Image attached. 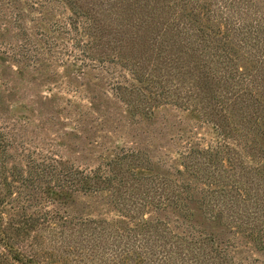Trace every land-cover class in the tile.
I'll list each match as a JSON object with an SVG mask.
<instances>
[{
	"label": "trees",
	"instance_id": "trees-1",
	"mask_svg": "<svg viewBox=\"0 0 264 264\" xmlns=\"http://www.w3.org/2000/svg\"><path fill=\"white\" fill-rule=\"evenodd\" d=\"M0 15L9 25L3 33L17 31L20 39L0 33V66L13 62L18 73L32 71L65 90L63 107L77 113L76 123L126 129L170 107L202 118L215 137L205 149H180L169 163L153 161L122 135L101 144L103 163L80 168L52 142L27 148L16 130L32 124L26 115L9 132L0 125L5 260L47 264L59 254L74 264H264V148L257 139H264V0H1ZM122 34L146 36L155 57H126ZM8 87L0 81V109L3 91L14 93ZM103 101L115 120L101 112ZM210 115L218 121H207ZM18 148L24 162L8 168ZM193 201L235 238L224 242L214 226L194 225ZM107 207L116 219L92 216ZM243 246L263 258L248 262Z\"/></svg>",
	"mask_w": 264,
	"mask_h": 264
},
{
	"label": "rangeland",
	"instance_id": "rangeland-1",
	"mask_svg": "<svg viewBox=\"0 0 264 264\" xmlns=\"http://www.w3.org/2000/svg\"><path fill=\"white\" fill-rule=\"evenodd\" d=\"M2 10L3 12H8L7 8H2ZM26 21L29 22L30 26L33 25L29 18H26ZM6 28H9V25L6 24V21L3 20V17L0 15V33H3ZM132 33L136 34L135 31H132ZM3 34H5V41H10L11 38L13 39V43L20 41L18 37L16 40L13 37L18 34L17 31ZM123 35L124 34L120 37L123 41L122 44L125 50L124 55L126 57H129V59H137L142 53H145L147 57L151 55L155 57V52H152V47H147L149 43L146 42L148 41L146 36L137 34L140 37L133 36L132 38H126V36H124L126 38L124 39ZM1 40L3 39L0 37V41ZM196 55L198 54L196 53ZM185 58L189 59L187 56ZM192 62L193 63L190 64L191 68L196 64L194 61ZM17 70L18 66L13 62H8L0 66V81L9 82L8 89L14 92L10 96L7 91H3L6 96V104L0 109V125L4 127L3 124H8V128L2 129V132H9L10 129L13 130L12 126L14 124L17 125L18 122L16 120L26 115L27 118L32 120V124L26 127L17 125L18 129L16 130L23 134V139L26 142L27 148H31V145H40L42 140L43 142H52L56 144V150L61 153L63 159L70 164H74L76 167L95 168L103 163V160L99 157L101 155L100 147L106 144V141L108 142L111 138L122 135L128 141L125 143L132 148H134L135 145L131 144V142L134 140L137 141L140 145L138 148L150 155L153 161L167 160L169 163L172 160L175 161L178 159L177 153L180 149L187 151L196 149L202 150L211 145L210 143L215 139L211 125L203 124L202 118H200L201 120H199V122L194 116H188L190 111L175 110L170 107L163 108L155 119L149 122L145 121V123L135 125L131 128L126 127V129L119 128L120 124L102 128L100 121L76 123L74 119L79 117L76 115L77 113L72 112V109L69 107V111H67L66 107H63L66 105L65 101L68 97L65 90L62 91L56 88V84L54 85L52 82L36 75L32 71L27 70L18 73L19 71ZM194 74L196 75V73ZM190 77L193 76L189 75L188 78ZM1 89L4 90V87L1 86ZM53 93H63L65 97L64 100L54 101L52 98L51 100L45 99V97L48 98ZM201 96L200 94V97ZM103 103L105 108H103L101 112H106V115L115 120L114 111L111 110L113 107L108 106L107 102L103 101ZM97 117L99 116L94 115V118ZM210 117V120L207 121H212V123L218 121L217 116L214 117L210 115ZM115 127H117L116 130H114ZM19 129H21V131ZM257 139H259V143H261V146L264 148V139H261V137ZM19 142L20 140L18 139L17 143ZM252 146L253 144H249V147ZM15 150H11L9 153L8 168L12 165L24 162L20 158L21 149L18 148V150ZM107 156L106 154L104 157ZM200 157H202V155ZM77 207L81 211L85 209L82 204H79ZM191 207L195 215L192 221L194 225L206 229L207 231H211L210 227L214 226L212 230L220 233V238L224 242L228 241V239L233 240L235 238L227 229L211 224L212 221H208L205 217L206 215L201 212L202 207L198 201H193ZM92 216H101L107 220L116 219V214L108 207L107 210H104V208L97 210L95 208ZM47 246L48 245L44 244V248H47ZM0 254V264H17L9 259L5 260V253L1 248ZM55 255L59 254H54L52 257H50V255L48 256L47 264H74L72 262L74 258H69L67 263H64L57 257L54 258ZM241 257L248 262H252L254 259L261 260L263 258L262 255H255L249 247L244 248V246L241 251Z\"/></svg>",
	"mask_w": 264,
	"mask_h": 264
}]
</instances>
